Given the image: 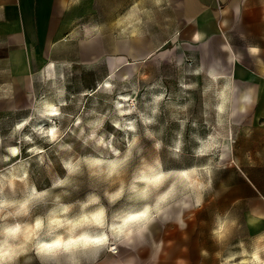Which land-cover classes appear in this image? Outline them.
<instances>
[{
    "label": "rangeland",
    "instance_id": "1",
    "mask_svg": "<svg viewBox=\"0 0 264 264\" xmlns=\"http://www.w3.org/2000/svg\"><path fill=\"white\" fill-rule=\"evenodd\" d=\"M127 15L120 13V19L126 20ZM117 31L118 51L115 43L111 49V34L116 36V30L106 28L102 54L90 51V45H65L57 54L60 60L47 62L40 69L23 98L8 92L5 48L0 45V185L12 199L21 198L32 185L60 193L63 190L51 189V184L65 175L62 160L84 156L112 159L117 152L122 155L133 138L141 151L137 154L133 150L129 172L141 158L158 159L165 169L210 161L211 187L203 193L200 207L192 201L187 208L174 206L167 219L158 218L149 226L142 241L124 244L112 240L103 250L111 252L114 246V254L134 251L176 222L191 244L205 249L210 246L214 214L228 210L222 205V197L234 192L216 188V181L236 183L228 150L239 118L234 108L241 93L223 80L208 78L204 64L182 46L166 43L151 46L153 50L146 52L148 46L140 42L142 28L122 27ZM151 31L154 35L158 30ZM128 33H135V52L124 57ZM48 103H54L56 115H45ZM209 135L217 138L219 146L207 156H196L199 140ZM101 139L103 143H98ZM157 141L159 150L154 147ZM178 144L180 150L176 152ZM77 183L78 189H68L69 195L63 196L62 202L82 200L89 191L102 195L106 187L89 180L86 173ZM124 204L122 200L115 207ZM44 211L46 208H38L34 214ZM18 264L40 262L29 252Z\"/></svg>",
    "mask_w": 264,
    "mask_h": 264
},
{
    "label": "crops",
    "instance_id": "2",
    "mask_svg": "<svg viewBox=\"0 0 264 264\" xmlns=\"http://www.w3.org/2000/svg\"><path fill=\"white\" fill-rule=\"evenodd\" d=\"M120 13L128 14L126 20ZM122 27L144 30L140 42L146 52L166 43L182 46L204 64L208 78L241 93L228 150L236 183L216 181V188L234 190L222 205L237 223L229 240L218 245L210 233V246L200 249L176 222L134 251L102 250L94 264H224L264 233V0H0L8 92L25 97L40 69L60 60L65 45H90L102 54L104 28L116 30L111 49L115 43L118 51ZM135 37L128 33L124 57L134 55Z\"/></svg>",
    "mask_w": 264,
    "mask_h": 264
},
{
    "label": "clouds",
    "instance_id": "3",
    "mask_svg": "<svg viewBox=\"0 0 264 264\" xmlns=\"http://www.w3.org/2000/svg\"><path fill=\"white\" fill-rule=\"evenodd\" d=\"M136 145L133 138L124 153L117 152L112 159L84 156L62 160L65 175L51 184V189L63 190L57 194L32 185L21 198L12 199L0 185V264H18L29 252L40 264H94L112 240L124 244L142 241L149 226L158 218L167 219L174 206L187 208L189 201L196 207L202 205L203 193L211 187L210 161L165 169L158 159L141 158L129 172L133 150L137 154L141 151ZM218 146L217 138L209 135L199 140L195 154L207 156ZM154 147L159 150L160 142ZM179 150L178 144L175 151ZM85 173L89 180L106 185L102 195L89 191L82 200L62 202V197L69 195L68 189H78L77 178ZM122 200L125 204L116 208ZM42 207L46 211L34 214ZM236 223L228 211L216 213L211 238L223 244L231 238ZM232 261L264 264V233L252 238L250 248L226 257L224 264Z\"/></svg>",
    "mask_w": 264,
    "mask_h": 264
},
{
    "label": "bare ground",
    "instance_id": "4",
    "mask_svg": "<svg viewBox=\"0 0 264 264\" xmlns=\"http://www.w3.org/2000/svg\"><path fill=\"white\" fill-rule=\"evenodd\" d=\"M57 112H56V108H55V105L54 103H48L46 105V112H45V115L46 116H53V115H56ZM43 129V128H42ZM40 130V129H39ZM226 147V146H225ZM11 176H13V173H11Z\"/></svg>",
    "mask_w": 264,
    "mask_h": 264
},
{
    "label": "built area",
    "instance_id": "5",
    "mask_svg": "<svg viewBox=\"0 0 264 264\" xmlns=\"http://www.w3.org/2000/svg\"><path fill=\"white\" fill-rule=\"evenodd\" d=\"M110 251L115 253L116 252V248L113 246V247L110 248Z\"/></svg>",
    "mask_w": 264,
    "mask_h": 264
}]
</instances>
